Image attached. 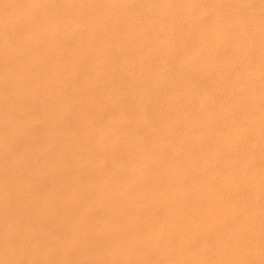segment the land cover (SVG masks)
<instances>
[{"label": "bare ground", "instance_id": "1", "mask_svg": "<svg viewBox=\"0 0 264 264\" xmlns=\"http://www.w3.org/2000/svg\"><path fill=\"white\" fill-rule=\"evenodd\" d=\"M54 1L0 0V264H264V0H243L242 15L229 2L217 10L205 0H162L159 16L180 5L185 18L194 9L211 16V24L188 23L184 34L201 36H178V50L167 14L164 55L182 51L191 61L183 92L166 83L168 99L191 101L175 136L185 113L172 100L171 118L160 105L152 111L158 123L140 103L96 126L102 108L88 111L87 80L76 83L80 65L70 64L90 53L97 60L103 25L147 0ZM207 25L216 31L212 49L201 34ZM221 46L232 50L228 59L216 55ZM210 50V60L199 59ZM196 74L217 84L193 96ZM39 98L43 109L31 114L27 100ZM36 121L41 134L30 130ZM39 218L43 228L20 230Z\"/></svg>", "mask_w": 264, "mask_h": 264}, {"label": "rangeland", "instance_id": "2", "mask_svg": "<svg viewBox=\"0 0 264 264\" xmlns=\"http://www.w3.org/2000/svg\"><path fill=\"white\" fill-rule=\"evenodd\" d=\"M205 1L209 5L214 4V6L216 7L217 10H218V8L219 9L222 8L224 3H226V4L231 3L232 6L234 7L233 13H236V14H239V15H242V12H243V10L245 8V6H242L243 3H244L243 0H241V1L240 0H226V1L225 0H217L216 1V2H218L217 4H216L215 1L213 2V0H205ZM251 1L254 4L256 3L255 0H251ZM57 2H58V0H56L55 3H57ZM161 2H162V0H154V2H153V0H147V2H146V5L147 6L143 7L137 1H133V4L130 5V8H133L134 7L135 9H130L132 11L131 12L132 14H131L130 18H127V19L119 18V19H117V22L116 21H113L114 23L113 22H110V24L109 23H105L103 25V27L101 28V30H104L103 34L97 35V36H99L98 37L99 38V41L101 39L100 42L103 45L102 46V49L103 50H101L99 52V56H98V59L100 58L101 61H99L98 59L95 60V55L93 53L88 54V56L86 55L87 58L84 57L83 59L76 58L73 61L70 60V64L76 65L77 67L80 65L78 67L79 68V74H78V76H76L77 78L75 77L76 78L75 79V82L76 83L77 82L79 83L84 78H86V80H87L86 86L84 87V92L85 93H88V94H85V93L84 94H85V96L92 97V100H88V102H86V107H87L88 111H91V112L92 111L93 112L94 111H98L99 107H101L103 109V111L101 109V112L102 113H98L96 115L94 114L93 123L96 126L102 127V124L104 123V121L107 120V119H109L112 115L113 116L115 115L114 116L115 118L118 117L117 116L118 114L123 113V112H125L126 114L128 113L127 115H130V114L133 115V113H131L128 108L130 106L131 107L132 106L135 107L136 105H138L140 103L145 107V111L147 110L146 111V113H147V116H146L147 122H150L152 120H156L153 117V113H152V111L154 110V108L155 109L161 108V110L163 109L164 111L169 110V111H167V116H169L171 118L170 114H172L174 112V109H173V107H170V106H172V104L174 103L173 106L174 105H177V107L179 108V110L182 111L183 113H185L184 115L180 116L179 119H176V123H174V125L172 126V132L171 133H172V136H175V135L180 134L182 132V129L185 127V124L186 123H185V118L184 117L186 115L192 114V112L190 111V108H191V101H190V99L187 98L188 99L187 100L185 98L182 99L181 97L178 98L177 95H176L177 97L175 96L174 98L168 99L167 97L170 95V88L166 85L167 82H168V84L172 82V83H174L176 89L178 88L177 89V92H179V91L180 92H183L184 91V88H185V85H184V83L182 81H183V78L186 75L191 74L190 73V69H189V65L191 64V61L187 57H185V54L184 53L182 54V51H181V53H177L176 52V54L173 57L168 58L166 55H164V52H163L164 51V48H163V46L160 43H162L161 42L162 41L161 38L164 39L166 32L167 31H170L169 28H171V27H169V24L167 22L168 21L167 14L174 15V17H175V21L173 22V27L172 28H174V32L176 34L175 37H174L175 38L174 41L176 43L175 46H176V48L178 50L181 49V46H179V43L177 41L178 40V36H181V35L184 36L185 39L187 40V42H192L193 40H196L197 39V41L195 43L198 42V37L197 36H201V35H198L199 33L198 34H189V33L184 34L185 33V30H186V28L188 26V23L191 22L192 20H194V22L196 24H199L200 23V21H199L200 19H202V21H204L205 23H207V22L209 23L211 16H210V14H200L198 16L197 10L194 9L193 10L194 11V13H193L194 16L192 15L191 17L189 16V17L185 18L184 17L185 8L183 7V5H180L181 7H178L177 9H175V11L172 10V13H171V9H169V7H165L164 9L166 10V13L163 16H159V14H161L160 13L161 12V4H162ZM222 2H223V4H222ZM149 3H150V5H149ZM254 6H256V4ZM238 7H240L241 9L238 8ZM242 7H243V9H242ZM91 9H92V12H93L94 11L93 8H91ZM154 10H156V12H154ZM156 15H157V17H161V19H157V20L154 21V17H156ZM131 17L133 19H131ZM122 20H123V22H122ZM220 21L223 22V20H220ZM209 24H211V23H209ZM86 26L87 27H91V22L90 21H87L86 22ZM159 26H160V28H162V30L159 28ZM214 28L211 25H207V27L204 26V28H202V30H201V32H202L201 34L205 33V38L207 37L206 39H207V44L209 46V49L214 48V40H216L215 39L216 31L214 30ZM128 29L133 30L134 35L133 34H127V30ZM125 31H126V33H125ZM161 36H163V37H161ZM107 42H109V44H107ZM119 42H120V44H118ZM105 43L107 44V46H106ZM136 44H137V46H136ZM111 47H113V48H111ZM116 48H117V50L115 51ZM150 51H151L152 54L150 53ZM148 52H149V54H147ZM210 52H212V51L211 50L209 52L206 51L203 56H199V59L201 58V59H205V60L206 59L210 60L213 57V55H211ZM157 53H158V55H157ZM216 55L217 56H220V58H222V59H228L232 55V50L229 48V46H221L220 49H219L218 54H216ZM179 58H180V60H179ZM103 60H105V61H103ZM110 60H111V63H110ZM95 61L98 62V63H96ZM100 62H102V63H100ZM185 63H187V64H185ZM133 67H134V69H133ZM146 67H147V69H146ZM89 68L92 71H90ZM137 68L139 70H136ZM132 69H133V71H132ZM148 69H149V71H148ZM87 70H88V72H87ZM97 70H101L100 73H99L100 75L97 74L98 73V72H96ZM201 71H202L201 73H204L202 69H201ZM94 72H96L95 73L96 75L94 74ZM130 72L131 73L133 72V73L131 74ZM135 74L137 75V77L136 76L134 77ZM105 76L107 77V79H106ZM139 76H140V78H139ZM108 78H110V79H108ZM111 78H113V79H111ZM135 78H137L136 81H135ZM180 78H181V80H180ZM197 78H199L197 76V74H196V76L193 75V80L195 82H197L195 80ZM120 80H121V82H120ZM203 80L205 81L204 83H203V81H199V82H197L198 84L192 86V88H191L190 91H191V93H193V96L195 94H198V93L201 92L202 87H204L202 85H205L206 88H209V86H211V85L214 86V85L217 84L215 82L216 80L213 81L212 84H211L210 81H208L205 78ZM139 82L140 83L142 82V83L140 84ZM96 83H98V84H96ZM137 83L140 84V85H138ZM143 84L145 85V87H144ZM219 84L221 85V88L218 90V92L216 91V93H215V96H216L217 99H220L221 98L220 97L221 96V91H222L221 89L224 88V84H222V82H220ZM147 85H148V87H147ZM178 85H179V87H178ZM105 86H107V87H105ZM136 86H137L138 89L136 88ZM140 88L142 90H144V92L141 91ZM60 89L63 90L62 92H64V91L66 92L67 91L66 87H60ZM131 89H133L132 92L134 91L133 94L131 92ZM139 90L141 91L142 94H140ZM91 91H92V93H91ZM154 92H155V96L156 97L154 96ZM105 95H106V98H104ZM117 95H118V97H117ZM98 97H100V98H98ZM133 97H135V98L133 99ZM106 99H107L108 102L105 101ZM109 99L110 100L112 99L111 100V103H109L110 102ZM41 100L42 99L39 98L36 101H33L31 103H30V100H27L28 101L27 102L28 106L29 107L31 106L30 107V113L31 114L36 115L37 113L40 112V110L43 109L42 106L39 105V104L42 103ZM171 100H172L173 103H171ZM175 100H176V103H175ZM90 101H91V103H89ZM154 101H155V103H154ZM182 101H183V105H182V108L183 109L181 108L182 109L181 110L180 109V103ZM38 102H40V103H38ZM95 104L96 105L98 104V105L96 106ZM149 104H151V105H149ZM158 105H160V106L158 107ZM152 106H153V108H151ZM168 106H169V109H168ZM119 107H120V109H119ZM166 108H167V110H166ZM170 108H172V109H170ZM115 110H116V112H115ZM122 110H123V112H122ZM114 112H115V114H114ZM168 112H169V114H168ZM148 114H150V117L151 116L152 117L150 118ZM169 117H167V118L170 119ZM71 118H72V114H69L67 116L68 121H70ZM41 123L42 122H39L38 123V121L34 122V124L31 123L30 124V130H33V132H36L38 134L39 133L41 134V130L43 128V126H42L43 123L42 124ZM111 123L112 122H109V124H106V125H109L110 127L113 128V126H112ZM155 123H158V121L156 120ZM118 126L121 127L122 125L119 124ZM174 127H176V128H174ZM0 133H3V129L2 128L0 129ZM25 142H26L25 144L26 145H29V146L31 144H32L31 146H36V144H37L36 141L34 142L31 139H26ZM18 167H21V166H18ZM39 167H41V166H39ZM21 224H22V227H23V228L20 227V230L21 231H22V229L24 231L25 228L28 227L30 224H37L38 225L37 227H39L41 225V228H43L45 226V223L43 221H41L40 218L37 219V221L23 220ZM36 237H38V235ZM37 261H38V259H36V264H37Z\"/></svg>", "mask_w": 264, "mask_h": 264}]
</instances>
